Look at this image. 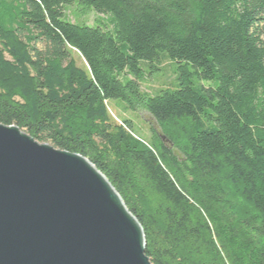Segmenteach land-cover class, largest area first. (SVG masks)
Here are the masks:
<instances>
[{"label": "trees", "instance_id": "obj_1", "mask_svg": "<svg viewBox=\"0 0 264 264\" xmlns=\"http://www.w3.org/2000/svg\"><path fill=\"white\" fill-rule=\"evenodd\" d=\"M163 58L174 88L144 92ZM111 100L161 135L111 123ZM0 124L88 159L152 264H264V0H0Z\"/></svg>", "mask_w": 264, "mask_h": 264}, {"label": "water", "instance_id": "obj_2", "mask_svg": "<svg viewBox=\"0 0 264 264\" xmlns=\"http://www.w3.org/2000/svg\"><path fill=\"white\" fill-rule=\"evenodd\" d=\"M145 248L142 226L88 159L0 124V264H152Z\"/></svg>", "mask_w": 264, "mask_h": 264}, {"label": "rangeland", "instance_id": "obj_3", "mask_svg": "<svg viewBox=\"0 0 264 264\" xmlns=\"http://www.w3.org/2000/svg\"><path fill=\"white\" fill-rule=\"evenodd\" d=\"M66 16L73 23L85 24L94 26L96 20L103 21L108 28H112L111 19L107 15H98L95 12H88L81 14L75 6L66 9ZM73 59L76 61L79 68L87 71V65L83 58L76 51L72 52ZM142 68L148 73L149 67L146 63H142ZM161 70L152 76H147L143 79L141 86L142 90L149 94H155L161 89H173L176 84L175 69L176 65L163 58L160 64ZM110 121L113 124H122L123 121H131L136 135L146 141H150L152 133L156 132L161 135V131L155 120L146 112H131L125 105L118 100H111L107 104Z\"/></svg>", "mask_w": 264, "mask_h": 264}]
</instances>
